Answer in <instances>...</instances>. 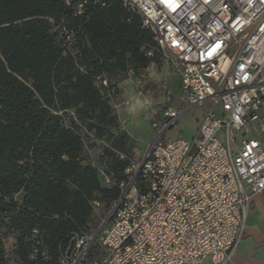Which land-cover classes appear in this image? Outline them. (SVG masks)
I'll return each instance as SVG.
<instances>
[{
    "label": "built area",
    "instance_id": "2783aa9c",
    "mask_svg": "<svg viewBox=\"0 0 264 264\" xmlns=\"http://www.w3.org/2000/svg\"><path fill=\"white\" fill-rule=\"evenodd\" d=\"M122 2L170 59L179 89L167 81L153 89L163 128L126 169L111 221L97 236H73L60 264H225L264 190V0ZM204 103L193 138L163 139L182 113ZM12 244L4 239L7 252Z\"/></svg>",
    "mask_w": 264,
    "mask_h": 264
},
{
    "label": "trees",
    "instance_id": "16d2710c",
    "mask_svg": "<svg viewBox=\"0 0 264 264\" xmlns=\"http://www.w3.org/2000/svg\"><path fill=\"white\" fill-rule=\"evenodd\" d=\"M80 1L0 0V264H60L132 166L108 94L163 52L122 0H85L78 15ZM84 131L114 137L102 163Z\"/></svg>",
    "mask_w": 264,
    "mask_h": 264
},
{
    "label": "rangeland",
    "instance_id": "374dc122",
    "mask_svg": "<svg viewBox=\"0 0 264 264\" xmlns=\"http://www.w3.org/2000/svg\"><path fill=\"white\" fill-rule=\"evenodd\" d=\"M167 81L176 91L179 89L180 79L175 73L170 59L163 54L160 64L152 63L146 69L130 72L126 79L116 82L117 93L114 94L111 103L113 105L112 113L116 116L120 130L128 136L127 147L129 148V156L132 159V165H137L147 152L148 144L155 140L159 134L157 128H163L164 119L159 108H161L162 98L159 93H153L160 83ZM100 81L98 79V85ZM173 106H180L177 101L173 102ZM209 108L208 103L200 104L187 109L182 113L174 123V126L167 129L163 139L174 138H193L205 112ZM71 114V113H70ZM87 142L91 145L94 160L102 163L106 160L103 157L104 148L111 144L114 137L98 139L94 131H84ZM123 158L127 155L121 154ZM107 167L102 165L101 167ZM107 175V173H102ZM110 177L109 175H107ZM106 178V176H105ZM22 194L17 195L18 198ZM114 203L108 210L104 208L103 203H97L94 207V220L88 232H95L103 221L113 212ZM113 215L107 224L111 221ZM106 224V225H107ZM10 248H12L10 246ZM101 251V247L95 244L93 247L94 254ZM6 264H11L7 261ZM18 264H21L18 261Z\"/></svg>",
    "mask_w": 264,
    "mask_h": 264
},
{
    "label": "crops",
    "instance_id": "0c3cea01",
    "mask_svg": "<svg viewBox=\"0 0 264 264\" xmlns=\"http://www.w3.org/2000/svg\"><path fill=\"white\" fill-rule=\"evenodd\" d=\"M264 144V133L260 135ZM207 264H212L207 260ZM225 264H264V190L255 195L247 212L245 236Z\"/></svg>",
    "mask_w": 264,
    "mask_h": 264
},
{
    "label": "water",
    "instance_id": "95a60500",
    "mask_svg": "<svg viewBox=\"0 0 264 264\" xmlns=\"http://www.w3.org/2000/svg\"><path fill=\"white\" fill-rule=\"evenodd\" d=\"M114 212V210H113ZM113 212L103 221V223L97 228L95 232V236L98 235V233L104 228V226L107 224V222L110 220L111 216L113 215Z\"/></svg>",
    "mask_w": 264,
    "mask_h": 264
}]
</instances>
